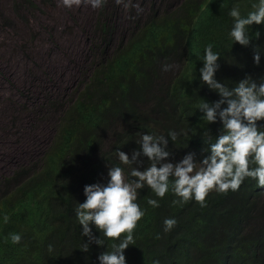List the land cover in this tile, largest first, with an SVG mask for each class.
Wrapping results in <instances>:
<instances>
[{
  "label": "trees",
  "instance_id": "trees-1",
  "mask_svg": "<svg viewBox=\"0 0 264 264\" xmlns=\"http://www.w3.org/2000/svg\"><path fill=\"white\" fill-rule=\"evenodd\" d=\"M253 2L104 0L95 9L78 87L68 98L42 96L40 112L51 116L49 142L34 159L0 176V264H98L113 241L97 246L83 237L75 208L85 200L86 185L107 182L109 167H122L132 179L131 167L150 165L142 155L132 166L116 158L117 149L130 158L139 149L138 133L178 134L174 142L168 138L166 162L208 155L222 125L207 124L197 107L202 99H219L200 80L204 48L212 45L219 53L215 78L227 87L247 77L264 79V24L250 26L247 47L227 35L230 8L238 3L244 15ZM49 4L14 0L12 15L27 20ZM0 19L12 27V18ZM257 48L259 65L253 61ZM165 64L169 71L162 70ZM257 126L264 131V120ZM148 199H157L159 207ZM178 199L171 189L163 198L147 186L138 190L136 203L145 215L134 229V245L125 250L127 264H264V188L256 180L246 178L237 191H210L204 207L195 200L174 204ZM167 218L177 222L169 232ZM9 233H19L21 242L13 244ZM93 235L100 237L95 228Z\"/></svg>",
  "mask_w": 264,
  "mask_h": 264
},
{
  "label": "clouds",
  "instance_id": "clouds-1",
  "mask_svg": "<svg viewBox=\"0 0 264 264\" xmlns=\"http://www.w3.org/2000/svg\"><path fill=\"white\" fill-rule=\"evenodd\" d=\"M80 0H63L65 7H71ZM121 0H117L120 3ZM104 0H91L93 8H99ZM232 26L228 38L234 43L247 47L250 44V26L264 24V0H254L251 10L242 15L237 3L228 11ZM256 32L255 37L259 38ZM220 55L212 50V45L204 48L203 66L199 69L203 84L218 94L219 99L208 102L202 99L198 104L200 117L207 124L217 121L222 125L221 134L208 147V155L195 161L192 155L185 156L179 163L166 162L169 152L166 151L168 138L177 140V133L169 131L168 136L154 133H138L135 141L139 149L129 154L117 149L116 158L123 165H136L141 157L150 161L143 170L131 167L127 179L124 169L112 166L107 171L106 183H94L84 187L85 200L75 208L76 220L82 228V236L88 237L97 246H104L106 240L113 241L111 250H106L98 257V264H127L125 250L134 245V229L145 215L144 210L136 203L138 190L145 186L159 198H163L171 189L178 200L174 204H184L195 200L201 207L205 206L208 193L215 190L226 193L237 191L246 178L256 180L264 188V131L258 128L257 122L264 120V79L259 83L251 77L240 80L229 88L215 78L219 68ZM261 51L256 49L253 61L260 64ZM171 65L165 64L163 71H169ZM250 164L255 167L250 168ZM147 204L159 207L157 199H148ZM9 216L4 214L2 222L7 224ZM174 218L164 220V231H171L175 225ZM93 228L100 233L97 238ZM123 234V235H122ZM103 237V238H102ZM13 244H19L22 236L9 233ZM6 238V239H7ZM52 246L49 245V252ZM83 251H88L84 243Z\"/></svg>",
  "mask_w": 264,
  "mask_h": 264
},
{
  "label": "rangeland",
  "instance_id": "rangeland-1",
  "mask_svg": "<svg viewBox=\"0 0 264 264\" xmlns=\"http://www.w3.org/2000/svg\"><path fill=\"white\" fill-rule=\"evenodd\" d=\"M13 2L0 0V16L13 21L9 28L0 19V176L34 159L49 142L51 116L40 112L42 96L68 98L78 87L96 17L91 0L70 8L52 0L27 20L16 19Z\"/></svg>",
  "mask_w": 264,
  "mask_h": 264
}]
</instances>
